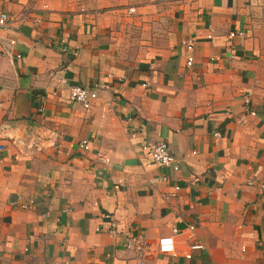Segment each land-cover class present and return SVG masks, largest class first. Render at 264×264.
Here are the masks:
<instances>
[{
	"label": "crops",
	"instance_id": "obj_1",
	"mask_svg": "<svg viewBox=\"0 0 264 264\" xmlns=\"http://www.w3.org/2000/svg\"><path fill=\"white\" fill-rule=\"evenodd\" d=\"M0 11V264L264 260V0H0ZM93 84L89 108L69 100ZM156 140L177 170L137 151ZM162 236L178 253L157 250ZM195 240L203 249L184 258Z\"/></svg>",
	"mask_w": 264,
	"mask_h": 264
},
{
	"label": "built area",
	"instance_id": "obj_2",
	"mask_svg": "<svg viewBox=\"0 0 264 264\" xmlns=\"http://www.w3.org/2000/svg\"><path fill=\"white\" fill-rule=\"evenodd\" d=\"M135 12V8L133 6H129L127 8L128 14H133ZM10 20L9 16L6 12L0 11V28H4L7 26L8 21ZM233 36V33H229V37ZM210 37V35H207ZM183 46L186 51H191L192 42H183ZM16 57H20L18 54ZM192 63V57L190 54L185 57V67H190ZM142 86L146 87V84H142ZM98 86L93 84L92 86H78L74 85L69 88L68 98L72 102L79 103L83 108H89L92 102L96 98ZM40 110V108H38ZM78 146L82 151L88 150L87 140L82 139L78 142ZM138 152L145 154L148 158L151 159L154 165L162 168H169L173 171L178 169V161L172 153L168 143L165 140H156V141H147L142 143L138 149ZM99 160L101 162H108V157L106 155L97 154ZM165 175H159L157 180H165ZM264 189V186H261ZM193 226L188 225L187 229L191 232ZM175 232V229H173ZM139 244L137 240H130ZM141 244V243H140ZM156 248L159 252L168 253L171 255H175L177 252L175 242L172 236H162L158 238L156 242ZM203 249V244L197 240L191 242L185 251L182 252V256L184 258H190L191 254L195 250ZM257 264H264V260L259 261Z\"/></svg>",
	"mask_w": 264,
	"mask_h": 264
}]
</instances>
